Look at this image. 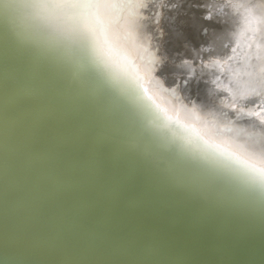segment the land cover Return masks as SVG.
<instances>
[{"label": "bare ground", "instance_id": "obj_1", "mask_svg": "<svg viewBox=\"0 0 264 264\" xmlns=\"http://www.w3.org/2000/svg\"><path fill=\"white\" fill-rule=\"evenodd\" d=\"M37 2L0 0V264H264V24L117 0L133 73Z\"/></svg>", "mask_w": 264, "mask_h": 264}, {"label": "snow or ice", "instance_id": "obj_2", "mask_svg": "<svg viewBox=\"0 0 264 264\" xmlns=\"http://www.w3.org/2000/svg\"><path fill=\"white\" fill-rule=\"evenodd\" d=\"M30 7L36 18L50 27L53 19L66 20L74 33L86 35L101 51H107L109 58H113L114 49L120 51L128 58V70L135 73L138 56L133 58L130 41L121 38L119 28L113 24L114 11L125 7L123 3L117 0H39ZM261 163L258 170L251 165L249 174L264 180V161Z\"/></svg>", "mask_w": 264, "mask_h": 264}, {"label": "clouds", "instance_id": "obj_3", "mask_svg": "<svg viewBox=\"0 0 264 264\" xmlns=\"http://www.w3.org/2000/svg\"><path fill=\"white\" fill-rule=\"evenodd\" d=\"M231 8L234 13H238L241 25L238 30L239 35H243L248 31H255L258 25L264 24V16L257 14L255 8L247 3L244 0H238V2L233 3ZM205 19L211 18V12H205ZM216 81H213L215 84Z\"/></svg>", "mask_w": 264, "mask_h": 264}]
</instances>
